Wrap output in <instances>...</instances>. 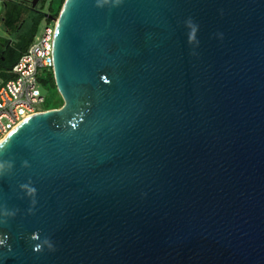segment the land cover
<instances>
[{"label":"water","instance_id":"water-1","mask_svg":"<svg viewBox=\"0 0 264 264\" xmlns=\"http://www.w3.org/2000/svg\"><path fill=\"white\" fill-rule=\"evenodd\" d=\"M53 59L0 264H264V0H65Z\"/></svg>","mask_w":264,"mask_h":264},{"label":"built area","instance_id":"built-area-1","mask_svg":"<svg viewBox=\"0 0 264 264\" xmlns=\"http://www.w3.org/2000/svg\"><path fill=\"white\" fill-rule=\"evenodd\" d=\"M57 17L45 14L47 25L8 71L0 84V141L29 116L45 111L48 90L39 82L41 72H53V42ZM41 88L47 93L42 94Z\"/></svg>","mask_w":264,"mask_h":264},{"label":"trees","instance_id":"trees-1","mask_svg":"<svg viewBox=\"0 0 264 264\" xmlns=\"http://www.w3.org/2000/svg\"><path fill=\"white\" fill-rule=\"evenodd\" d=\"M64 2L65 0H56L57 9H53L52 7L47 14H50L51 16L54 17H58ZM3 4H4V12H2L0 16L1 25L7 34L14 35V33H16L19 30L22 24V19L24 17L25 11L28 10L27 3L24 0H8V1L5 0ZM42 15L43 16H40V21L45 17V14ZM40 21L35 24L36 28L33 29L32 36L25 41L24 47L20 48L18 52L12 49L11 44H14L12 43V40L0 37V75L3 76V80L7 78L6 71L10 70L32 45L36 35L38 34ZM21 40H22V36H20L17 43H21L22 42ZM50 75H51V85L55 92L54 95H57L59 97L53 72ZM59 99L60 102L62 103L61 98ZM53 102H54L53 99L46 101L45 110L58 108L57 106L59 105L57 103H56L57 105H53Z\"/></svg>","mask_w":264,"mask_h":264},{"label":"rangeland","instance_id":"rangeland-1","mask_svg":"<svg viewBox=\"0 0 264 264\" xmlns=\"http://www.w3.org/2000/svg\"><path fill=\"white\" fill-rule=\"evenodd\" d=\"M29 2L27 3L28 10L25 11L24 17L22 19V24L19 28V30L14 33V35H9L6 32H4V29L1 25L0 22V37L10 39L12 40L11 47L12 49L16 50L17 52L20 50V48H23L25 45V41L29 39L32 36L33 29L36 28L35 24L40 21V16H43L42 14H47L50 9L53 7V9H57V4L56 0H44L42 3H40L37 8H32L30 5L31 0H28ZM4 0H0V16L1 13L4 12ZM35 4H38L39 1H35ZM34 3L32 6H34ZM47 25V21L45 20V17L40 21V25L38 28V34L43 30V28ZM37 34V35H38ZM36 35V36H37ZM20 36H22V42L17 43L19 40ZM52 71L50 69H45L41 72V78L39 79V82L43 84V86L48 90V95L46 96V100H54L53 105H59L57 106L58 108L62 106L63 102H60L61 98L60 96L58 97L57 95H54V89L52 88L51 85V74ZM3 82V76L0 75V84ZM62 100V99H61ZM57 103V104H56ZM40 109L45 108V105H42L39 107Z\"/></svg>","mask_w":264,"mask_h":264},{"label":"flooded vegetation","instance_id":"flooded-vegetation-1","mask_svg":"<svg viewBox=\"0 0 264 264\" xmlns=\"http://www.w3.org/2000/svg\"><path fill=\"white\" fill-rule=\"evenodd\" d=\"M7 1H8V0H7ZM24 1H25V2H29L28 0H24ZM35 1H37V2L39 1V3H38V4H35V3H34ZM42 1H44V0H31V2L34 3V6H32L33 4H31V2H30V5H31L32 8H37V6H38L40 3H42ZM4 32H5V31H4Z\"/></svg>","mask_w":264,"mask_h":264},{"label":"bare ground","instance_id":"bare-ground-1","mask_svg":"<svg viewBox=\"0 0 264 264\" xmlns=\"http://www.w3.org/2000/svg\"><path fill=\"white\" fill-rule=\"evenodd\" d=\"M3 139H4V138H3ZM3 139H2V140H3ZM2 140H1V141H2ZM1 141H0V142H1Z\"/></svg>","mask_w":264,"mask_h":264},{"label":"crops","instance_id":"crops-1","mask_svg":"<svg viewBox=\"0 0 264 264\" xmlns=\"http://www.w3.org/2000/svg\"><path fill=\"white\" fill-rule=\"evenodd\" d=\"M5 1V0H4Z\"/></svg>","mask_w":264,"mask_h":264}]
</instances>
